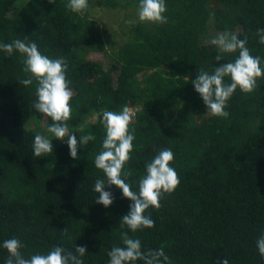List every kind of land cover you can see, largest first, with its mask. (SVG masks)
<instances>
[{
    "label": "trees",
    "instance_id": "obj_1",
    "mask_svg": "<svg viewBox=\"0 0 264 264\" xmlns=\"http://www.w3.org/2000/svg\"><path fill=\"white\" fill-rule=\"evenodd\" d=\"M67 3L0 0V43L27 37L49 58H66L74 93L69 134L78 140L96 136L78 148L76 159L67 136H53V152L35 157L34 137L42 130L29 126L52 121L32 107L36 81L19 83L30 76L23 72L22 55L0 50V264L9 255L3 242L12 238L20 240L25 258L53 246L74 251L76 244L87 246L84 264H108L107 253L123 246L124 231L139 238L144 251L162 247L171 264L224 259L264 264L256 244L264 234V77L251 93L235 91L227 101V118L207 113L192 85L200 69L211 73L238 57L236 52L214 59L218 50L205 39L225 31L247 38L250 53L261 57L264 67V45L255 35L264 28V0H165L168 22L131 24L129 40L109 65L87 59L90 53H106L104 33L91 12L137 11L139 0H89L83 15ZM124 105L133 111L130 131L135 130L124 166L132 173L126 180L132 190L138 191L145 165L163 148L174 153L170 166L180 179L174 191L162 195L158 209L144 213L155 226L135 233L121 227L132 203L121 190L105 187L114 196L107 208L95 202L99 193L93 190L96 179H106L94 163L106 135L102 111L119 112Z\"/></svg>",
    "mask_w": 264,
    "mask_h": 264
},
{
    "label": "clouds",
    "instance_id": "obj_2",
    "mask_svg": "<svg viewBox=\"0 0 264 264\" xmlns=\"http://www.w3.org/2000/svg\"><path fill=\"white\" fill-rule=\"evenodd\" d=\"M50 4L56 0H48ZM74 13L81 15L88 9V0H68L66 5ZM165 0H139L137 16L140 22L153 24H166L168 18ZM135 20H126V24H134ZM255 35L258 42L264 45V28L257 29ZM216 46L218 53L214 59L219 62L224 60V54L238 52L234 61L222 63L209 73L200 69L196 78L192 81L195 91L201 96L206 106L207 113L213 116L227 118L229 112L225 111L227 101L231 99L235 91L251 93L257 88V80L264 77V67L261 66V57L253 56L247 45V38L239 39L237 34L225 31L217 34L211 40ZM0 50L11 56L18 51L23 59V72L30 74L29 78L21 79L20 84L29 86L36 81V101L32 107L39 113L51 118L52 123L47 131L56 139L64 140L65 136L69 154L76 159L78 148L94 141L96 136L92 133L77 136L69 134L67 121L71 118L73 90L69 87L67 79L68 63L66 58H49L42 54L35 42L29 41L27 37L15 39L11 43H0ZM230 82H225V78ZM132 121V110L124 105L119 112L103 110L102 120L106 135L102 141V150L95 156V167L102 170L106 179H96L94 192L99 193L95 202L105 208L114 202L113 193L106 191L105 187L116 186L121 190L123 197L132 203L127 214L120 219L121 227L127 226L135 233L142 228H153L155 221L150 215H145L147 209L159 208L160 199L163 194L171 193L180 184L176 170L170 166L174 160V153L171 149L163 148L151 162L145 165L146 174L138 180V191H133L127 178L131 172H125L124 166L131 159L135 130L130 131ZM80 132L84 128H79ZM53 152L52 140L37 134L33 141V154L41 157ZM67 227L63 230L67 235ZM123 246H113L107 253L108 264H136L143 261V264H171L169 256L161 247L159 249L142 250L139 238H130L127 231L121 232ZM259 254L264 259V234L256 241ZM23 245L17 238L7 239L3 242V248L7 250L8 257L5 264H84L83 257L86 255L87 246L75 244L74 251H69L61 246H53L47 253H36L29 258L21 252ZM217 264H228V260L217 261Z\"/></svg>",
    "mask_w": 264,
    "mask_h": 264
},
{
    "label": "rangeland",
    "instance_id": "obj_3",
    "mask_svg": "<svg viewBox=\"0 0 264 264\" xmlns=\"http://www.w3.org/2000/svg\"><path fill=\"white\" fill-rule=\"evenodd\" d=\"M91 17H94V19L99 23L101 30L104 33L106 53H90L87 56V59L109 65L110 61H113L114 52H116L119 46L129 40V37L126 34L129 31L130 24H126L125 21L130 19L137 21V11L123 8H95L91 12ZM213 38L215 37L208 36L205 41H211ZM95 119L96 118H94V121ZM48 126L49 125L46 122H39L31 124L29 129L35 130L36 128H40L42 130V136L47 139H51L53 134L47 131Z\"/></svg>",
    "mask_w": 264,
    "mask_h": 264
}]
</instances>
